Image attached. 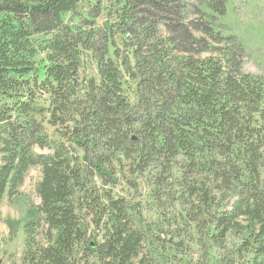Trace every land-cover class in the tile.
<instances>
[{"label": "trees", "instance_id": "trees-1", "mask_svg": "<svg viewBox=\"0 0 264 264\" xmlns=\"http://www.w3.org/2000/svg\"><path fill=\"white\" fill-rule=\"evenodd\" d=\"M226 10L0 0V217L42 171L23 264H264V75Z\"/></svg>", "mask_w": 264, "mask_h": 264}, {"label": "rangeland", "instance_id": "rangeland-1", "mask_svg": "<svg viewBox=\"0 0 264 264\" xmlns=\"http://www.w3.org/2000/svg\"><path fill=\"white\" fill-rule=\"evenodd\" d=\"M226 14L222 18L226 32L234 35L244 47L247 57L244 70L253 74L264 75V0H225ZM41 58V57H40ZM89 64L90 57H84ZM92 68H86L83 74H90ZM128 95L135 99L133 87H128ZM42 171L32 167L25 179L20 192L13 198L5 197L0 217V259L3 264H23L26 250L24 225L32 219L41 199L37 193V185L41 181ZM130 199L138 201L137 193H130ZM144 199V198H142ZM146 210L152 209L153 201L143 203ZM154 211H145L148 223L157 220ZM168 211L166 210V213ZM43 236V235H40ZM39 239H41L39 237Z\"/></svg>", "mask_w": 264, "mask_h": 264}, {"label": "bare ground", "instance_id": "bare-ground-1", "mask_svg": "<svg viewBox=\"0 0 264 264\" xmlns=\"http://www.w3.org/2000/svg\"><path fill=\"white\" fill-rule=\"evenodd\" d=\"M245 53V52H244Z\"/></svg>", "mask_w": 264, "mask_h": 264}]
</instances>
